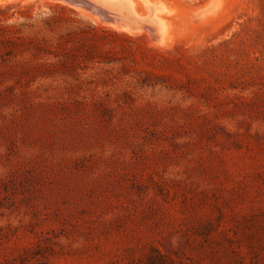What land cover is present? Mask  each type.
Here are the masks:
<instances>
[{"label":"rangeland","instance_id":"obj_1","mask_svg":"<svg viewBox=\"0 0 264 264\" xmlns=\"http://www.w3.org/2000/svg\"><path fill=\"white\" fill-rule=\"evenodd\" d=\"M163 1L164 46L0 4V264H264V0Z\"/></svg>","mask_w":264,"mask_h":264},{"label":"water","instance_id":"obj_2","mask_svg":"<svg viewBox=\"0 0 264 264\" xmlns=\"http://www.w3.org/2000/svg\"><path fill=\"white\" fill-rule=\"evenodd\" d=\"M2 1V0H0ZM73 8L84 7L96 13L104 22L118 25L133 32H146L157 44L165 42L166 25L159 15L168 12L161 0H59ZM141 3V8L139 4ZM211 2L196 13L189 14L193 20L202 18L214 9Z\"/></svg>","mask_w":264,"mask_h":264},{"label":"bare ground","instance_id":"obj_3","mask_svg":"<svg viewBox=\"0 0 264 264\" xmlns=\"http://www.w3.org/2000/svg\"><path fill=\"white\" fill-rule=\"evenodd\" d=\"M19 1L20 2H26V1H30V0H2V1H0V4H2V3H8V2H19ZM48 1H51V2H59V3L63 4V5H68L67 3H65L63 1H59V0H48ZM161 1L164 3V6H165L166 10H168V12L159 15V17L164 21V24L166 25V37H165V42L162 43V44H157V43L154 42V44H156L158 46H164V45L168 44V42L172 38V32H171L172 28H171L170 16L175 11V8L170 7L171 5L169 6L163 0H161ZM210 2H211V4L212 3H215V2L217 3V4L214 5V9H211L210 10V7H209L208 11L205 12L204 16L202 18H200L199 21L195 22L194 24L196 26H202V25L207 24V23H212L217 18H219L221 16V13L222 12H220V10L222 8H224L223 4L221 3V0H208L205 4H202L200 7H194L192 9L189 8L190 10L188 9L187 11H183V12L186 13V16H189L190 17V15H188V14L198 12L199 10L205 8ZM75 9H77L81 14L86 15V16H89L93 20L98 21V22H100L102 24L111 26L114 29L121 30V31L130 33V34H145L146 36H149L146 32H133V31H131L129 29H125V28H123L121 26L112 25V24H109L107 22H104L103 20H101V18L99 16H97L96 13L92 12V10H89L87 8L79 7V8H75ZM190 19L193 20L191 17H190Z\"/></svg>","mask_w":264,"mask_h":264},{"label":"trees","instance_id":"obj_4","mask_svg":"<svg viewBox=\"0 0 264 264\" xmlns=\"http://www.w3.org/2000/svg\"><path fill=\"white\" fill-rule=\"evenodd\" d=\"M47 26H50V25L48 24V22L45 21V26L43 27V29L41 27V29L43 30V35L48 36V35L55 34V32L51 30L50 28H48Z\"/></svg>","mask_w":264,"mask_h":264}]
</instances>
